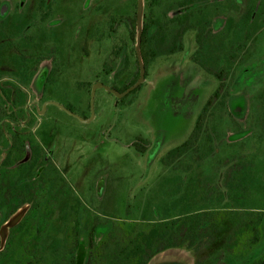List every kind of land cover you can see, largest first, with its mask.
Segmentation results:
<instances>
[{"label": "rangeland", "instance_id": "obj_1", "mask_svg": "<svg viewBox=\"0 0 264 264\" xmlns=\"http://www.w3.org/2000/svg\"><path fill=\"white\" fill-rule=\"evenodd\" d=\"M182 1L164 0L156 12L173 17L180 10L169 6ZM198 3L197 28L186 34L183 52L150 64L136 92L118 99L98 88L92 101L96 83L122 93L138 77V31L132 39L128 27L137 1L0 0V89L6 100L15 89L19 114L11 119L0 99V174L14 134L30 133L80 202L81 223L85 210L117 223H157L186 214L230 217L207 251L170 249L150 264H196L224 245L241 215L255 212L259 242L249 256L233 259V264H251L264 260V0ZM146 15L144 3L143 22ZM197 53L200 63L227 76L198 143L166 165L162 160L190 138L220 87L218 78L193 61ZM14 124L19 128L9 129ZM70 206L64 202L57 210L52 244L66 237L61 223L69 221ZM4 213L0 249L6 245L1 246ZM16 229L8 231L1 258L9 248L11 257L17 255L9 244L24 237ZM103 235L100 230L95 241ZM80 236L76 258L84 264L88 239ZM10 256L0 264L11 263ZM46 258L59 257L49 250Z\"/></svg>", "mask_w": 264, "mask_h": 264}, {"label": "trees", "instance_id": "obj_2", "mask_svg": "<svg viewBox=\"0 0 264 264\" xmlns=\"http://www.w3.org/2000/svg\"><path fill=\"white\" fill-rule=\"evenodd\" d=\"M163 1L144 0L148 15L145 16L143 22L141 50L146 71L148 66L158 58L183 52L186 34L197 28V25L193 23L197 12L194 6L199 4V0L194 2L184 0L170 5L169 10H180V13L173 17H169L165 11L157 14L156 8H159ZM128 27L130 36L134 39L137 30V14L136 18L128 20ZM202 34L196 35L197 43L201 45ZM199 55L197 53L193 61L218 78L220 87L203 108L190 138L181 146L171 150L162 160V163L166 165H171L177 159H181L198 143L208 110L211 108L213 99L220 94L227 76L225 70L219 73L212 72L200 63ZM56 72H58L57 68L52 71L53 74ZM137 76L123 91L140 79V67ZM27 146L32 155L27 162H22ZM143 151L145 148L142 147ZM6 162V165L10 166L14 165V162L19 163L14 175L11 173L3 178L4 186L16 190L19 201L15 203L10 196H6L5 199H1L0 196V212L5 211L6 217L4 222L24 205L32 206L24 221L18 226L19 233L24 237L23 240L9 244L10 247H16L17 255L11 257V248H9L7 254L10 256L11 263L8 264H77L76 253L80 245L81 234L88 239V255L84 264H150L156 256L170 249L185 248L196 254L207 251L215 244L216 236L225 224L223 222L230 219L229 216L217 214L212 216L186 214L174 220L157 223H117L104 221L99 216L93 218L85 210L86 218L81 223L78 214L81 207L80 202L72 199L73 193L70 186L57 168L49 163V158L39 143L31 138H15ZM70 201L69 221L61 223L62 230L67 229L66 237L52 244L49 241V232L57 210L60 209L61 204ZM46 215L49 218L47 222H45ZM255 215V212L241 215L224 245L214 255L203 257L196 264H233V259L238 261L249 256L255 249L256 242H259L255 238ZM257 222H262L261 214H257ZM100 230L104 235L100 241L96 242L95 236ZM49 250L58 255L57 261L47 260ZM8 256L0 257V262ZM251 264H264V260L253 261Z\"/></svg>", "mask_w": 264, "mask_h": 264}, {"label": "flooded vegetation", "instance_id": "obj_3", "mask_svg": "<svg viewBox=\"0 0 264 264\" xmlns=\"http://www.w3.org/2000/svg\"><path fill=\"white\" fill-rule=\"evenodd\" d=\"M143 85V84H142ZM13 89V88H12ZM15 95H16V91H15V89H13L12 90V94L10 95V97H12V100H9V98H8V100H6V99H4V97H3V93H1V89H0V96L2 97H0V99H4V101H5V103H6V106H8L9 107V110H11V113H10V116H11V119H18V116H19V114H18V107H17V104H16V98H14L15 97ZM11 99V98H10ZM5 110V109H4ZM6 111V110H5ZM7 115H9V114H7ZM27 119L29 120L30 119V116H28L27 117ZM28 124H26V126H27ZM19 124H14L13 126H12V128H10L9 127V129H12V130H17L18 128H19ZM23 126H25V125H23ZM4 135H6V132H7V125H4ZM33 135L32 134H30V133H20V132H17V133H15L14 134V136H13V139H12V143H11V145L8 147V148H5L4 149V151H5V158H4V161L2 162V164H1V171H2V173L0 174V196L2 197L1 199H5V197L6 196H10V197H12V201H14L15 203H18V193L16 192V190L14 191V189H10V188H8V187H6V186H4V184H3V178L5 177V176H9L11 173L13 174L14 172H16L17 170H18V165H19V163H16V162H14L13 164L14 165H9V164H7L6 165V160H7V157H8V153H9V151H10V149L13 147V145H14V142H15V138H28V139H33V137H32ZM31 155H32V153H31V150H30V148L27 146L26 147V151H25V155H24V158H23V160H22V162H27L30 158H31ZM15 174H17V175H19L20 173H15ZM14 175V174H13ZM15 177H17V176H15ZM25 206H27L26 207V209H27V211H26V213H25V216H24V219H25V217L27 216V214H28V212L30 211V209H31V205L30 204H26V205H24L23 207H21L19 210H21V209H23V208H25ZM28 206H30V209H29V207ZM19 210H17V212L19 211ZM16 212V213H17ZM15 213V214H16ZM13 216V215H12ZM11 217V216H10ZM10 217L8 218V220L5 222L6 224L9 222V219H10ZM24 219H22V221L20 222V223H22L23 221H24ZM19 223V224H20ZM5 224V225H6ZM19 224L17 225V226H15L14 228H11V229H9L10 231H9V235H10V232L12 231L13 233H14V231H16L17 229V227L19 226ZM4 225V226H5ZM15 229V230H14ZM15 234V233H14ZM2 238V237H1ZM8 238H9V236H8ZM7 239V238H6ZM2 240V239H1ZM7 242H5V244L7 245V243H8V240H6ZM6 245H5V247L2 249V250H0V257L2 256V253L4 252V250H5V248H6Z\"/></svg>", "mask_w": 264, "mask_h": 264}, {"label": "water", "instance_id": "obj_4", "mask_svg": "<svg viewBox=\"0 0 264 264\" xmlns=\"http://www.w3.org/2000/svg\"><path fill=\"white\" fill-rule=\"evenodd\" d=\"M143 16H144V0H137V31H138V36H137V46H136V54L138 58V63L140 67V79L130 88H128L124 92H118L113 88L107 87L102 83H96L92 87V101L95 95V92L98 88H104L106 91L114 94L118 99H122L129 95L130 93L134 92L136 89H138L142 84L145 83L146 81V67L142 58V53H141V44H142V34H143ZM63 110L67 111L71 115H73L71 112H69L67 109L64 107H61ZM27 209L24 208L20 212H18L14 217H12L9 222L2 228L1 230V246L3 247L6 242L7 234L9 229L14 228L17 226L22 219L25 216ZM2 250V249H0Z\"/></svg>", "mask_w": 264, "mask_h": 264}]
</instances>
